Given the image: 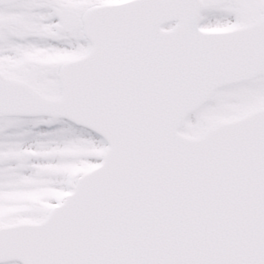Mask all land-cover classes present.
<instances>
[{
    "label": "snow or ice",
    "instance_id": "1",
    "mask_svg": "<svg viewBox=\"0 0 264 264\" xmlns=\"http://www.w3.org/2000/svg\"><path fill=\"white\" fill-rule=\"evenodd\" d=\"M0 264H264V0H0Z\"/></svg>",
    "mask_w": 264,
    "mask_h": 264
}]
</instances>
